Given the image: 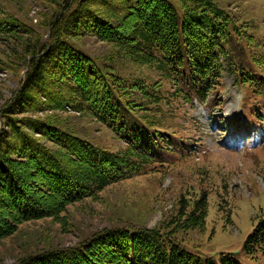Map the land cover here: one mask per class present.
<instances>
[{
  "label": "trees",
  "instance_id": "16d2710c",
  "mask_svg": "<svg viewBox=\"0 0 264 264\" xmlns=\"http://www.w3.org/2000/svg\"><path fill=\"white\" fill-rule=\"evenodd\" d=\"M177 1L53 0L45 41L14 15L0 16V36L11 40L15 56L28 66L0 108V240L26 221L50 217L65 224L70 205L168 166L164 153H174L176 141L184 150V141L157 117L177 100L206 102L230 76L264 101V37L249 33L216 0ZM86 37L111 44L109 58L152 67L161 80L125 77L74 43ZM68 108L74 113L68 117L36 115ZM87 118L123 141L121 149L92 137ZM208 214L209 193L202 190L192 199L182 196L174 215L158 226L91 230L74 245L17 264H219L177 234L204 229ZM242 249L254 259L264 256V211ZM220 264L242 263L221 251Z\"/></svg>",
  "mask_w": 264,
  "mask_h": 264
},
{
  "label": "rangeland",
  "instance_id": "374dc122",
  "mask_svg": "<svg viewBox=\"0 0 264 264\" xmlns=\"http://www.w3.org/2000/svg\"><path fill=\"white\" fill-rule=\"evenodd\" d=\"M177 5V0H172ZM235 13L249 33L264 37V0H216ZM53 0H0V16L12 14L38 33L42 41L51 33ZM74 43L129 79L161 80L148 65L126 58H109L114 47L95 37L78 38ZM14 44L0 36V108L18 89L27 64L15 56ZM164 80V79H163ZM164 88H169L163 81ZM221 88V89H220ZM206 102L177 100L171 110L158 114L164 128L183 140L185 149L174 143L175 152L166 150L157 171L116 182L97 197L69 206L65 224L47 217L26 221L17 231L0 240V264H17L26 256L78 243L91 230L127 225H160L171 218L182 196L209 193V214L204 229L177 231L189 247L219 261L220 252L232 251L242 264H264V256L251 258L243 252V242L264 211V101L246 85H236L232 77ZM256 104L262 107L258 111ZM165 107V105H164ZM68 117L73 111L39 112ZM164 113V112H163ZM238 114H244L239 117ZM87 128L100 144L121 149L123 141L90 118Z\"/></svg>",
  "mask_w": 264,
  "mask_h": 264
}]
</instances>
